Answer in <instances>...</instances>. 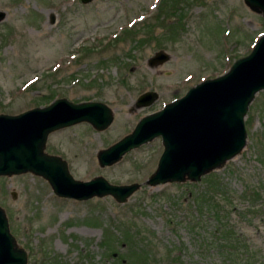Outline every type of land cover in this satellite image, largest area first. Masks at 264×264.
I'll list each match as a JSON object with an SVG mask.
<instances>
[{"label": "rangeland", "instance_id": "rangeland-1", "mask_svg": "<svg viewBox=\"0 0 264 264\" xmlns=\"http://www.w3.org/2000/svg\"><path fill=\"white\" fill-rule=\"evenodd\" d=\"M263 30L264 16L243 0H0V113L58 97L105 103L113 116L106 129L56 130L45 151L64 159L74 179L140 184L124 203L110 195L79 201L56 196L30 173L1 176L0 207L27 264H264V90L243 119L244 147L211 171L221 182L216 206L194 199L207 187L203 176L145 184L162 150L159 137L110 166L96 160L140 117L227 70ZM157 51L168 58L149 66ZM146 90L156 99L136 107ZM219 226L235 235L225 241L232 248L218 245ZM104 235L112 250L100 244Z\"/></svg>", "mask_w": 264, "mask_h": 264}, {"label": "water", "instance_id": "water-1", "mask_svg": "<svg viewBox=\"0 0 264 264\" xmlns=\"http://www.w3.org/2000/svg\"><path fill=\"white\" fill-rule=\"evenodd\" d=\"M243 2L264 16V0ZM167 58L164 51H157L147 63L153 66ZM261 90H264V31L249 52L234 59L222 74L199 81L182 96L140 117L129 133L99 149L97 163L101 167L115 164L130 150L160 137L162 150L145 184L197 182L244 147L243 119L248 105ZM155 99L156 93L147 90L139 94L134 104L148 106ZM112 118L111 109L101 101L72 102L64 97L17 114L0 113V176L30 173L44 179L61 198L81 201L110 195L117 203H124L140 187L139 183L111 184L99 175L88 180L74 179L64 159L45 151L47 136L56 130L87 123L102 131ZM0 264H27V253L9 231L2 207Z\"/></svg>", "mask_w": 264, "mask_h": 264}, {"label": "trees", "instance_id": "trees-1", "mask_svg": "<svg viewBox=\"0 0 264 264\" xmlns=\"http://www.w3.org/2000/svg\"><path fill=\"white\" fill-rule=\"evenodd\" d=\"M168 1H170V0H168ZM127 30H131V29H127ZM124 32H125V30H124ZM128 32H131V31H128ZM122 36V35H121ZM123 37H125V36H123ZM116 38V37H115ZM118 38V40L119 39H122V37H120V36H118L117 37ZM116 38V39H117ZM213 173H208V174H206V175H204L203 177H204V179H205V182L207 183V187H206V189L202 192V193H199V194H196V195H194V199L196 200V202L198 203V205H199V203H206V204H208L209 206H211V204H213V203H215V205L214 206H216L217 205V203H216V201L217 200H215L214 201V196L215 195H220L221 194V191L219 190V188L221 187V182L220 181H218V180H214V179H212L213 177ZM198 196V197H197ZM223 227L224 226H219L218 227V230H220L219 232L221 233L220 235V237L219 238H221L222 236V238H221V240L223 239L224 240V244L222 245V244H218L219 246H220V248L221 249H223L222 247H224V248H227V246H229V245H226V243H225V241H226V238H231V237H233V236H235L232 232H231V230H230V228H224V230H222L223 229ZM132 233L130 234L129 233V235H132V236H139L138 235V232H135V231H131ZM107 237L104 235V241L103 240H101V245L103 246V248L105 249V250H107V248L109 247V250H112V248H113V246H111L110 245V243L108 244V242L105 240ZM231 240H234V239H230V242H231ZM103 241V242H102ZM141 242V241H140ZM107 247V248H106ZM228 248H232V246H229ZM139 249V251L140 252H142L143 251V249H144V247L143 248H138ZM143 255H139V257H142ZM43 258V257H42ZM44 258H46V256H45V254H44ZM48 260H55V261H57V262H59L56 258H54V257H50V258H48Z\"/></svg>", "mask_w": 264, "mask_h": 264}]
</instances>
